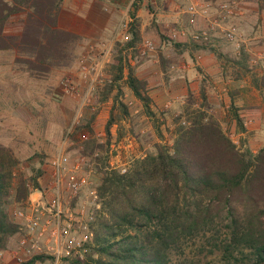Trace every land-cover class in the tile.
I'll list each match as a JSON object with an SVG mask.
<instances>
[{
    "label": "trees",
    "instance_id": "obj_1",
    "mask_svg": "<svg viewBox=\"0 0 264 264\" xmlns=\"http://www.w3.org/2000/svg\"><path fill=\"white\" fill-rule=\"evenodd\" d=\"M61 1L0 0V53L13 54L15 67L35 79L72 67L79 56L81 38L57 25ZM17 15L24 16L20 32L6 34L9 21ZM130 16L134 19L133 13ZM129 34L130 41L117 50L112 62L116 81L122 76L124 50L135 51L141 41L133 20ZM126 72L127 87L151 116L147 82L129 64ZM120 110L123 118L129 114L123 105ZM188 118V125L176 129L171 150L159 147L155 153L144 154L124 174L106 165L99 167L96 190L101 214L92 227L91 247L83 260L73 264H169V252L181 239L209 231L219 222L229 231L227 256L247 251L246 264H264V147L242 154L204 110ZM235 120L242 127L237 115ZM115 122L110 116L104 143L91 142L95 164L100 165L101 151H107ZM17 163L11 149L0 143V252L9 249L19 232L10 201L25 203L31 189L40 188L38 180L43 175L41 168H31V189L20 177L11 196L12 169ZM38 259L42 260L24 264Z\"/></svg>",
    "mask_w": 264,
    "mask_h": 264
},
{
    "label": "rangeland",
    "instance_id": "obj_2",
    "mask_svg": "<svg viewBox=\"0 0 264 264\" xmlns=\"http://www.w3.org/2000/svg\"><path fill=\"white\" fill-rule=\"evenodd\" d=\"M203 1L234 3L236 11L240 13V15L234 18V22L237 28L244 34L246 41L250 40L249 45H246L247 48L253 50L252 53H254V49L256 50L263 46L264 0ZM134 3H138V0H133L132 4ZM146 12L148 15L153 14L148 20L158 21L159 17H156V14L159 12L158 4L153 5V3L147 2ZM23 19V15L13 17L9 21L5 33L8 35L18 34ZM182 19L181 28L187 31L186 35L183 36L185 37L184 43L190 49H194V43L191 42L189 35L192 29L186 27L185 16ZM154 24L155 28L151 26L148 33H144L143 35L144 39H149L154 43V52L145 58H140L136 50L129 51L128 53L130 55L124 52V66L121 79L115 80L117 72L113 69L111 63L106 70V76L111 82L105 81L104 84L99 85L92 95V105L98 107L107 103L105 109L106 111L109 110V119L112 116L116 121L114 125H117V127H111L112 132H115L117 135L120 134L125 139L128 136L131 137L134 144L127 147L129 145L128 141L124 140V146L119 150L112 149L108 145L106 152L101 151L102 159L100 165L95 164L92 161L90 151L92 149L91 142L96 138L95 134L98 125L94 124L92 118L94 113L90 107H87L83 110L78 124H75L72 129L73 133L70 138L71 145H65V150L70 154L72 159L85 156L90 163H93V173L89 177L90 184L84 189L82 199L87 198L90 189L96 190L99 185L101 178L98 170L100 169L99 167L106 165L108 170L124 174L120 173L119 168L124 167L126 168V172H128L144 154L155 153L159 147H165L171 150L176 136V129L178 126L188 125V116H191L198 109L204 110L219 122L224 134L236 145L242 154H248V152L255 153L259 149L255 147L256 145L251 147L254 145V143H250L253 133L239 136L238 133L242 131L243 127H238L237 124L232 126L227 121L226 116L214 114L211 111L208 101L202 98V96H199L200 94L197 95V98L190 95L187 99H182L184 103L180 110L181 113H177L176 115L174 114L175 111H172L171 105L168 107L164 106L168 102L172 104L171 96L165 99V103L159 109H154V104L151 99V116L145 114L143 106L136 100L143 110H141L142 116L137 119V124L141 125L140 128L136 126V123L133 125V121L128 123L129 127L127 128L120 127L119 123L121 120L129 119L127 116L124 118L121 117V105L126 108H133L135 102L131 106L127 105L129 98L133 96H131L132 93H130L131 91L125 81L127 73L126 64L131 66L128 60L138 62L139 64L145 63V66L142 67L144 68V74H150L149 76L154 78L159 77L160 73L164 74L163 78L165 79L172 76V52H177L178 47L175 46L181 43H173L170 40V28H165V31L160 32L157 23L154 22ZM201 26V22H198L197 28ZM256 33H259L258 36H254ZM218 34V41L226 46L225 39L221 33L218 32ZM162 38H165V47H162L161 43H159V39L162 41ZM140 39L142 40L141 35ZM116 56L117 52L114 58ZM246 56L248 58L242 56L241 59L243 61H240L243 69H245L244 60L249 61L251 57L250 54H246ZM13 58V54L11 53H0V143L7 145L11 149L14 157L18 160V163L12 169L13 180L10 192L11 196H13L15 186L20 177L27 180L31 189V177L34 175L31 168L37 169L39 167L43 171V175L38 180L40 188L38 190L31 189V193L40 191L42 196L48 198L51 193L46 189L50 181L49 161L58 152L64 135L71 125L78 108V99L62 94L59 90L58 82L62 77L73 71L75 62L72 67L56 70L47 78L35 79L30 77L26 72L17 69L13 64ZM222 62L230 66L233 59L225 55L222 58ZM253 66H256V64ZM147 67H149V71H146ZM140 119L143 120L139 121ZM260 133L262 134V138L257 139L259 142L257 145L264 147V129L260 130ZM114 136L110 135V140ZM111 143H114V141ZM118 152L121 153L117 154ZM41 158L43 163L40 166L39 161ZM87 170L88 168L85 167L83 172L85 173ZM10 202L9 210L12 216V213L24 203L17 204L12 202V200ZM100 214L101 204L97 211L95 221ZM229 241L230 236L226 225L219 222L209 231L199 232L192 237L181 239L169 252V264H246L249 261L247 251H242V253L235 251L231 257L227 256L224 250L229 244Z\"/></svg>",
    "mask_w": 264,
    "mask_h": 264
},
{
    "label": "built area",
    "instance_id": "obj_3",
    "mask_svg": "<svg viewBox=\"0 0 264 264\" xmlns=\"http://www.w3.org/2000/svg\"><path fill=\"white\" fill-rule=\"evenodd\" d=\"M184 14L187 27L192 29L189 32L192 43L198 46L209 45L219 32L236 52L245 46V36L234 22V18L240 15L234 3L186 0ZM198 22L202 24L199 28ZM130 24L129 19H122L110 38L87 43L73 71L59 80L60 92L78 99V108L58 152L49 161L50 181L46 189L51 193L48 198L41 195L34 200L28 199L12 213L19 225V237L14 247L0 252V264H6L5 255L10 256L15 264H24L34 258H42L36 260L38 264H73L83 260L91 247L92 225L100 203L95 189L89 190L86 199H82V194L90 184L93 163L85 156L72 159L65 145H71L72 129L78 124L83 110L90 107L96 114L98 107L92 105V95L99 85L105 81L111 82L106 76V70L113 62L117 50L130 41ZM186 33V30H174L170 40L176 42ZM134 49L140 58H145L154 52V43L142 39ZM171 69L174 71L176 65L172 64ZM127 105L131 106L132 103L128 101ZM85 167L88 170L84 173ZM119 171L125 173L126 168H119Z\"/></svg>",
    "mask_w": 264,
    "mask_h": 264
},
{
    "label": "crops",
    "instance_id": "obj_4",
    "mask_svg": "<svg viewBox=\"0 0 264 264\" xmlns=\"http://www.w3.org/2000/svg\"><path fill=\"white\" fill-rule=\"evenodd\" d=\"M132 1L62 0L57 18L58 28L72 32L81 38V43L78 45L79 54L87 43L100 42L110 38L122 19H129L131 22L133 20L137 24L142 39H144V33H148L151 26L155 28L154 22L157 23L160 32L165 31V28H170V34L174 30H183L181 25L183 16L186 18L184 14L186 0H138L136 9L133 7ZM147 2L153 3V5L158 4L159 12L156 14V17H159L158 21L148 20L153 14H147ZM130 13H133L134 19L131 18ZM185 25L187 27V20ZM258 34L256 33L254 36H258ZM218 35H214L209 45L198 46L194 44V49H190L184 43L185 37L180 36L176 42L181 44L175 46L178 47V51L172 52V64L176 65V69L172 71V76L168 79L163 78L164 74L162 73L159 74L160 78L144 74L142 67L145 66V63L139 64L132 60H128V62L134 67L136 76L147 82L148 95L153 101L154 109H159L165 103V99L171 96L172 104L168 102L164 106L171 105L170 107L176 115L181 113L180 110L184 103L182 99H187L190 95L197 98V95L200 94L199 96L208 101L211 111L216 115L226 116L227 121L232 126L236 125L235 115H237L244 129L238 135L253 133L250 143H254V145L251 147L255 145L258 148L263 147L257 145L259 144L257 139L262 138L260 130L264 129V87H261V81L264 79V42L262 47L254 49V53H252L253 50L246 46L249 45L250 41L247 40L243 49L236 52L231 44L226 42V46L222 45V42L218 41ZM164 40L165 38H162V41L159 39L162 47L166 46ZM246 54H250L251 57L249 61L244 60L245 69H243L240 61H243L242 56L248 58ZM225 55L233 59L230 66L222 62ZM249 64L250 66H248ZM255 64L256 66H253ZM146 71H149V67L146 68ZM132 98L128 100L132 105L135 101L133 108H127L129 119L121 120L120 127H129L130 121H133V125L136 123L138 128L141 126L137 124V119L142 116V108L134 96ZM105 105L98 106L96 114H93L92 117L94 124L98 125L95 140L101 144L106 140L105 125L109 119V110L106 111ZM112 126L117 127L114 124ZM110 135H115L110 140L114 143L109 142V147L112 149H121L124 146V140L128 141L127 147L134 144L131 137L128 136L125 139L120 134L117 135L112 132V129H110ZM253 152L255 151L253 150ZM41 194L40 191H34L28 199H37ZM18 237V235L14 236L9 249L16 245ZM4 260L6 264H15L8 255H5ZM33 264L38 263L35 261Z\"/></svg>",
    "mask_w": 264,
    "mask_h": 264
}]
</instances>
